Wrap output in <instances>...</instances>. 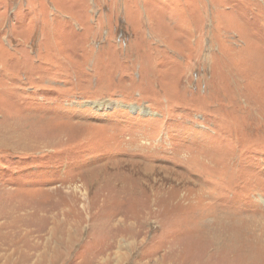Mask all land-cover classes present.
Listing matches in <instances>:
<instances>
[{
	"label": "rangeland",
	"instance_id": "1",
	"mask_svg": "<svg viewBox=\"0 0 264 264\" xmlns=\"http://www.w3.org/2000/svg\"><path fill=\"white\" fill-rule=\"evenodd\" d=\"M0 264H264V0H0Z\"/></svg>",
	"mask_w": 264,
	"mask_h": 264
},
{
	"label": "bare ground",
	"instance_id": "2",
	"mask_svg": "<svg viewBox=\"0 0 264 264\" xmlns=\"http://www.w3.org/2000/svg\"><path fill=\"white\" fill-rule=\"evenodd\" d=\"M230 232V231H229ZM227 233V232H226ZM225 234V233H224ZM215 235V234H214ZM216 236V235H215ZM127 238H131V235H127ZM233 237V236H232ZM228 238V237H227Z\"/></svg>",
	"mask_w": 264,
	"mask_h": 264
}]
</instances>
